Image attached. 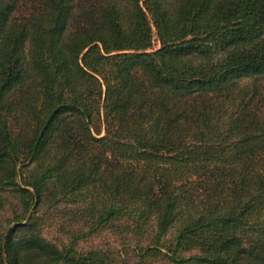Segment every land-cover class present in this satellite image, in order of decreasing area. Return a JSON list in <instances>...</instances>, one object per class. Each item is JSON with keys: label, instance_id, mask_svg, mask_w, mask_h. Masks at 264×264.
I'll return each mask as SVG.
<instances>
[{"label": "trees", "instance_id": "obj_1", "mask_svg": "<svg viewBox=\"0 0 264 264\" xmlns=\"http://www.w3.org/2000/svg\"><path fill=\"white\" fill-rule=\"evenodd\" d=\"M78 201L135 264H264V0H0V264H116L41 234Z\"/></svg>", "mask_w": 264, "mask_h": 264}, {"label": "rangeland", "instance_id": "obj_2", "mask_svg": "<svg viewBox=\"0 0 264 264\" xmlns=\"http://www.w3.org/2000/svg\"><path fill=\"white\" fill-rule=\"evenodd\" d=\"M153 47L154 49L160 47L156 36H154ZM6 199L2 211L3 220L11 219L14 211H19L17 199L12 194ZM82 206L79 201L77 203L63 202L56 207L40 210L37 215L41 223V234L59 247L74 242L79 252L101 250L116 264H135L139 259L138 246H144L149 242L150 232H140L131 221L120 220L89 234V217L78 210ZM152 264L166 263L159 260Z\"/></svg>", "mask_w": 264, "mask_h": 264}]
</instances>
